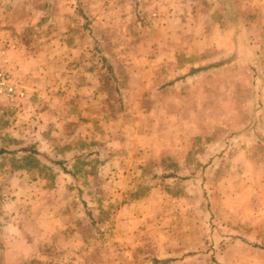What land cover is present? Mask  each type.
<instances>
[{"label":"rangeland","instance_id":"obj_1","mask_svg":"<svg viewBox=\"0 0 264 264\" xmlns=\"http://www.w3.org/2000/svg\"><path fill=\"white\" fill-rule=\"evenodd\" d=\"M114 4L0 0V264H264V2Z\"/></svg>","mask_w":264,"mask_h":264},{"label":"crops","instance_id":"obj_2","mask_svg":"<svg viewBox=\"0 0 264 264\" xmlns=\"http://www.w3.org/2000/svg\"><path fill=\"white\" fill-rule=\"evenodd\" d=\"M116 1L122 2L123 4L126 3V7L124 6V9L127 12L134 11L133 5H135V3L138 2L140 3L139 6L140 8H145L143 10H152L151 11L152 13L156 9V7H158V12L160 10H163L165 11V13L169 15H172L176 10L180 11L179 9H183V7H185L186 4H191V3L197 4V7L201 6L200 8L195 9L196 11L201 10L200 12L205 10V8L202 7L203 6L202 2L205 1L220 3L221 5L224 6H230V3H234L235 6L234 8L237 10V12L235 13V18L245 20L246 22L248 21V19H253L254 15L251 13V15L249 16L248 14L243 12V8H244L243 2L244 4H246V8L249 7L250 9H252L253 12H255L256 9L260 10L258 7L259 2H264V0H168V5L165 7V9H161L162 7L158 6L156 0H76V3L80 4V10H81L80 14H82L86 19H88L90 26L89 34L86 33L87 36L86 37L85 35L83 36L84 38H82L80 45H88L89 43L92 42V40H98V41L100 40L103 45H106L104 39L108 38V36H113L116 32H118V30L115 27V22L112 21V18L118 17V14L124 11L121 9L122 6L115 8L114 2ZM254 3L256 4L255 6ZM66 10L68 11L67 8ZM67 14L69 15V13ZM198 14L199 12L194 15L197 16ZM202 15L205 16L204 14ZM65 16L66 19L69 21L67 15ZM126 17L129 16L126 14ZM76 18L78 19V23L80 22L81 24L83 18L77 15ZM251 26H253V24ZM123 34H126V32L124 31ZM111 42L112 39L111 41L108 42V45H111ZM3 48L7 56L8 66L14 70L15 68L17 69L18 61L16 58V54L5 47Z\"/></svg>","mask_w":264,"mask_h":264},{"label":"built area","instance_id":"obj_3","mask_svg":"<svg viewBox=\"0 0 264 264\" xmlns=\"http://www.w3.org/2000/svg\"><path fill=\"white\" fill-rule=\"evenodd\" d=\"M160 7L166 6L168 0H156ZM157 13L152 12L155 16ZM27 96V89L16 74L10 70L3 47H0V98L9 105L22 101Z\"/></svg>","mask_w":264,"mask_h":264},{"label":"trees","instance_id":"obj_4","mask_svg":"<svg viewBox=\"0 0 264 264\" xmlns=\"http://www.w3.org/2000/svg\"><path fill=\"white\" fill-rule=\"evenodd\" d=\"M204 68H206V67H195V68H191L190 69V74H196V73L202 71ZM25 149H27V148L24 147L22 150H25ZM10 152H15V151H11V150H8L6 148H0V156L1 155H4L6 153H10ZM170 176H173V175H170Z\"/></svg>","mask_w":264,"mask_h":264}]
</instances>
